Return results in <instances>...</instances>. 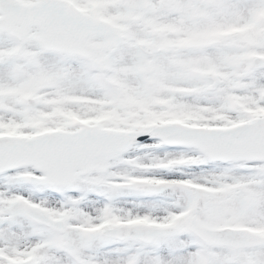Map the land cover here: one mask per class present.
I'll use <instances>...</instances> for the list:
<instances>
[{
    "label": "snow or ice",
    "instance_id": "1",
    "mask_svg": "<svg viewBox=\"0 0 264 264\" xmlns=\"http://www.w3.org/2000/svg\"><path fill=\"white\" fill-rule=\"evenodd\" d=\"M0 264H264V0H0Z\"/></svg>",
    "mask_w": 264,
    "mask_h": 264
}]
</instances>
